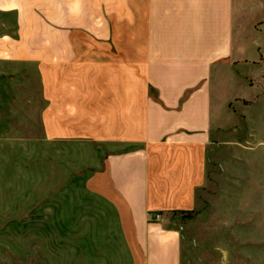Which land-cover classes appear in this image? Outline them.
I'll list each match as a JSON object with an SVG mask.
<instances>
[{
  "label": "crops",
  "instance_id": "1",
  "mask_svg": "<svg viewBox=\"0 0 264 264\" xmlns=\"http://www.w3.org/2000/svg\"><path fill=\"white\" fill-rule=\"evenodd\" d=\"M0 15V62L37 66V140L98 147L90 183L130 264H182L169 214L195 207L236 93V0H0Z\"/></svg>",
  "mask_w": 264,
  "mask_h": 264
},
{
  "label": "rangeland",
  "instance_id": "2",
  "mask_svg": "<svg viewBox=\"0 0 264 264\" xmlns=\"http://www.w3.org/2000/svg\"><path fill=\"white\" fill-rule=\"evenodd\" d=\"M235 24L236 55L222 68L236 93L206 183L193 209L169 214L182 264H264V0H236ZM39 84L35 64L0 62V264H130L90 183L100 149L37 140Z\"/></svg>",
  "mask_w": 264,
  "mask_h": 264
},
{
  "label": "built area",
  "instance_id": "3",
  "mask_svg": "<svg viewBox=\"0 0 264 264\" xmlns=\"http://www.w3.org/2000/svg\"><path fill=\"white\" fill-rule=\"evenodd\" d=\"M159 217H160V215H159V214H157V215H156V218L158 219Z\"/></svg>",
  "mask_w": 264,
  "mask_h": 264
}]
</instances>
